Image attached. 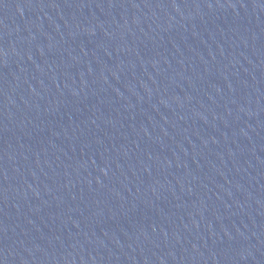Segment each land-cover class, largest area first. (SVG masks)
Returning <instances> with one entry per match:
<instances>
[{
    "label": "water",
    "instance_id": "1",
    "mask_svg": "<svg viewBox=\"0 0 264 264\" xmlns=\"http://www.w3.org/2000/svg\"><path fill=\"white\" fill-rule=\"evenodd\" d=\"M0 264H264V0H0Z\"/></svg>",
    "mask_w": 264,
    "mask_h": 264
}]
</instances>
